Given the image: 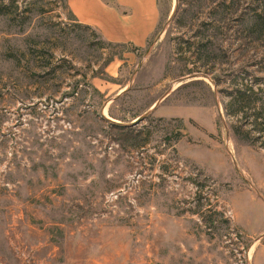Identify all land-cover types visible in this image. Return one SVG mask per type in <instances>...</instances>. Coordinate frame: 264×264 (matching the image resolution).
<instances>
[{"label":"rangeland","instance_id":"rangeland-1","mask_svg":"<svg viewBox=\"0 0 264 264\" xmlns=\"http://www.w3.org/2000/svg\"><path fill=\"white\" fill-rule=\"evenodd\" d=\"M159 13L136 53L0 0V264H264V0Z\"/></svg>","mask_w":264,"mask_h":264},{"label":"crops","instance_id":"crops-1","mask_svg":"<svg viewBox=\"0 0 264 264\" xmlns=\"http://www.w3.org/2000/svg\"><path fill=\"white\" fill-rule=\"evenodd\" d=\"M80 25L111 44L145 48L159 23V0H66Z\"/></svg>","mask_w":264,"mask_h":264},{"label":"water","instance_id":"water-1","mask_svg":"<svg viewBox=\"0 0 264 264\" xmlns=\"http://www.w3.org/2000/svg\"><path fill=\"white\" fill-rule=\"evenodd\" d=\"M148 53V52H147ZM141 63V62H140ZM141 66V64H139V67ZM138 67V68H139ZM200 78H205V77H200ZM131 84V83H130ZM120 95H118V97H119ZM117 97V98H118ZM156 107V105L155 106H153V108L150 110V111H148L144 116H141L140 118H138L136 121H135V123L137 124V123H140L141 121H143L144 119H145V117L147 116V115H149L150 113H151V111H153L154 110V108ZM261 238H264V235L261 237Z\"/></svg>","mask_w":264,"mask_h":264},{"label":"trees","instance_id":"trees-1","mask_svg":"<svg viewBox=\"0 0 264 264\" xmlns=\"http://www.w3.org/2000/svg\"><path fill=\"white\" fill-rule=\"evenodd\" d=\"M135 51L137 52V50H135ZM239 98H240L241 100H242V99H245L244 97H239Z\"/></svg>","mask_w":264,"mask_h":264},{"label":"bare ground","instance_id":"bare-ground-1","mask_svg":"<svg viewBox=\"0 0 264 264\" xmlns=\"http://www.w3.org/2000/svg\"><path fill=\"white\" fill-rule=\"evenodd\" d=\"M104 114H105V111H104Z\"/></svg>","mask_w":264,"mask_h":264}]
</instances>
